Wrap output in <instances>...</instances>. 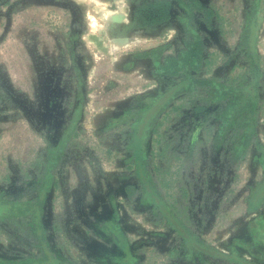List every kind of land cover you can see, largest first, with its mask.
Returning <instances> with one entry per match:
<instances>
[{"label": "rangeland", "instance_id": "374dc122", "mask_svg": "<svg viewBox=\"0 0 264 264\" xmlns=\"http://www.w3.org/2000/svg\"><path fill=\"white\" fill-rule=\"evenodd\" d=\"M159 1L0 0V264H264V0Z\"/></svg>", "mask_w": 264, "mask_h": 264}, {"label": "trees", "instance_id": "16d2710c", "mask_svg": "<svg viewBox=\"0 0 264 264\" xmlns=\"http://www.w3.org/2000/svg\"><path fill=\"white\" fill-rule=\"evenodd\" d=\"M252 139V137L250 136L249 137V141ZM198 145H199V142L198 143H196L195 145H192L191 146V152H190V155H191V157H193L194 156V151H195V149L198 147ZM159 146H160V149H159V152L157 153V156L160 158V159H162V160H164V161H166V162H168L171 158H177V157H175L174 156V154H175V152H173L172 153V155H166L168 152H169V142H164L163 143V141L162 140H160V142H159ZM238 159V158H237Z\"/></svg>", "mask_w": 264, "mask_h": 264}, {"label": "flooded vegetation", "instance_id": "af4514ba", "mask_svg": "<svg viewBox=\"0 0 264 264\" xmlns=\"http://www.w3.org/2000/svg\"><path fill=\"white\" fill-rule=\"evenodd\" d=\"M158 5H160V8L156 11L157 12V14H153L152 15V18H159V21H160V24L161 23H164L165 21H166V19H167V14H168V8H169V6H170V3H169V1H167V0H162V1H159V3H158ZM189 8H190V6H188ZM158 8V7H157ZM156 16H159V17H156ZM49 101H52L51 102V104L53 105L54 104V100H53V98L52 99H50ZM56 131L57 130H55V127H54V132H53V134L55 135V133H56Z\"/></svg>", "mask_w": 264, "mask_h": 264}, {"label": "bare ground", "instance_id": "6f19581e", "mask_svg": "<svg viewBox=\"0 0 264 264\" xmlns=\"http://www.w3.org/2000/svg\"><path fill=\"white\" fill-rule=\"evenodd\" d=\"M98 2V1H97Z\"/></svg>", "mask_w": 264, "mask_h": 264}]
</instances>
